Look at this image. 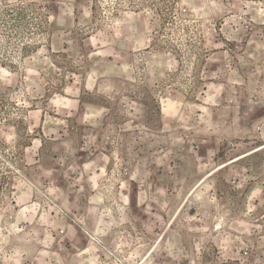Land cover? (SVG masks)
Segmentation results:
<instances>
[{"label":"rangeland","instance_id":"rangeland-1","mask_svg":"<svg viewBox=\"0 0 264 264\" xmlns=\"http://www.w3.org/2000/svg\"><path fill=\"white\" fill-rule=\"evenodd\" d=\"M0 264H264V0H0Z\"/></svg>","mask_w":264,"mask_h":264},{"label":"bare ground","instance_id":"bare-ground-1","mask_svg":"<svg viewBox=\"0 0 264 264\" xmlns=\"http://www.w3.org/2000/svg\"><path fill=\"white\" fill-rule=\"evenodd\" d=\"M166 110V109H165ZM165 110H163L165 112ZM167 112V111H166Z\"/></svg>","mask_w":264,"mask_h":264}]
</instances>
